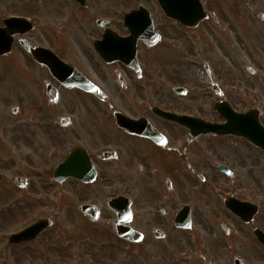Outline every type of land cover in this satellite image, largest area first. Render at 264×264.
I'll return each instance as SVG.
<instances>
[{
    "label": "flooded vegetation",
    "instance_id": "obj_1",
    "mask_svg": "<svg viewBox=\"0 0 264 264\" xmlns=\"http://www.w3.org/2000/svg\"><path fill=\"white\" fill-rule=\"evenodd\" d=\"M6 1L12 7L0 8V31L11 44L0 52V84L11 75L22 89L5 142L13 154L42 157L41 165L30 159L21 166L25 178L43 177L34 170L49 177L18 188L38 208L26 215L49 218L51 226L91 224L106 239L86 235L76 244L136 249L141 264H264L254 233H264V20L249 31L224 0H209L231 16L218 37L204 38L220 51L216 63L198 30L209 17L184 26L173 19V0ZM16 17L26 21L6 24ZM22 43L52 53L39 63ZM9 66L16 72H5ZM159 110L192 116L202 127L190 131ZM119 197L136 241L114 231L111 201ZM185 205L191 220L200 211L201 232L173 225ZM45 233L8 246L48 261L54 253L45 256L42 247L58 232Z\"/></svg>",
    "mask_w": 264,
    "mask_h": 264
},
{
    "label": "rangeland",
    "instance_id": "obj_2",
    "mask_svg": "<svg viewBox=\"0 0 264 264\" xmlns=\"http://www.w3.org/2000/svg\"><path fill=\"white\" fill-rule=\"evenodd\" d=\"M206 3V10L211 11L209 13L208 22L203 23V25L198 29L200 30L199 35L202 39V43L204 49L207 51V54L210 58L215 57L214 61L216 63L219 62L218 54L220 51L216 47L214 43L210 40L208 42H204V38H210V36L218 37V32L222 30V26L225 24V21L231 20V16L228 12H224L222 8L218 10V2H215V7H211L208 3L209 0H203ZM226 5L232 11L234 19L241 20L243 22H248L245 27L249 31L257 32V26L260 25V19L257 17L258 13L264 11V0H224ZM41 4L45 5L43 1ZM12 3H9L6 0H0V8H7L11 6ZM219 5L221 3L219 2ZM12 7V6H11ZM16 8L19 9L20 6L16 4ZM24 11H35L34 8L25 7ZM252 9V10H250ZM54 11L53 9H51ZM251 11V12H249ZM238 12V13H237ZM240 16V18L238 17ZM53 19V18H52ZM56 21V20H55ZM255 22V23H254ZM206 26L212 27L209 29V36H207ZM197 30V31H198ZM228 33V29H227ZM259 34V33H258ZM257 34V35H258ZM217 41V38H215ZM233 51V49H232ZM233 54V53H232ZM230 60L227 59V62ZM5 72L9 74H13L16 72L15 68L9 66L5 69ZM184 78L180 77L177 81L173 82V84L182 83ZM13 79L11 75H7L3 78L1 82V104H0V117L2 124V145L0 146V171L2 172V182L0 183V232L2 235L8 234L9 232H14L20 230L27 224H29L32 220L33 216L26 215V213L38 212V208L29 207L28 201L25 196H23V192L18 189L13 183L12 180L14 176L24 175L26 172L23 171L22 165L24 166L25 162H30V159H33L37 164H42V157L38 156H28L22 155L21 152L13 154L11 151L10 145L5 140L9 139L8 134L13 130L11 123V119L14 117L12 114L11 107L15 106L21 98H19L18 93L22 87H18L17 85L12 84ZM19 89V92H18ZM24 90V89H23ZM31 163V162H30ZM36 164V163H35ZM39 165V166H40ZM34 172L38 175H43V177H30L28 180H47L49 177L45 174L44 171H36ZM34 175V173H33ZM261 191V192H260ZM259 201L264 202V189H259ZM197 209V207H196ZM200 211H193L192 214V228L191 231L188 232H201L203 228V221L201 219ZM31 218V219H30ZM70 226L65 227L63 221L55 220L54 224L48 228L45 232V235H53L58 234V238L54 241L49 242V245H44L42 247V254L45 256L52 255L54 253V257H50L47 261L46 259L41 258L40 260H36L34 258H30L32 252L31 251H14L13 246H8V241L3 237L0 246V257L2 260L1 264H77L78 262H83L82 264H141L139 260L136 249H129L127 252H122L120 249H116V247L104 248L103 250H99L93 247H81L79 244H76L78 239L85 238V236H94L97 233L92 232L93 227L91 224H87L83 222V226L79 225V222L68 221ZM88 225V226H86ZM100 224H97L99 226ZM88 228L91 231L83 232V228ZM82 229L79 232H70L68 229ZM173 232H183L178 231L173 226ZM100 237L96 235L98 242L99 240L106 239V237H101L102 233L99 232ZM38 244V243H37ZM110 250V251H107ZM150 255L153 253L149 252ZM40 256V255H38ZM24 257V258H23ZM36 257V256H35ZM34 261V262H33ZM147 264H163V261H157L156 259L153 262H146ZM80 264V263H78Z\"/></svg>",
    "mask_w": 264,
    "mask_h": 264
},
{
    "label": "water",
    "instance_id": "obj_3",
    "mask_svg": "<svg viewBox=\"0 0 264 264\" xmlns=\"http://www.w3.org/2000/svg\"><path fill=\"white\" fill-rule=\"evenodd\" d=\"M196 0H193L191 2V6H182L181 4H175L173 2V17L178 19L179 21L183 22L186 25H192V23H197L201 19H203L205 16L203 14L202 8L200 7L199 3H197ZM170 10V9H169ZM259 17L261 19H264V14H260ZM4 45H1L0 43V49ZM32 54L35 56L37 60L40 62L43 61L41 55L42 52L39 51L38 49H31L28 48ZM41 52V53H40ZM173 120L189 127L190 129L198 128L200 131V126L202 125L197 119H192L187 116L183 115H176L173 114ZM59 169L56 170L55 176L58 175ZM1 179V176H0ZM15 182L18 185L23 184V179H15ZM114 204H117V207H115L117 215H118V220L115 222V231L118 235L126 238H131L133 240L138 239V234L135 232H132L128 229L127 226H125V223L127 222L129 218V205L125 203L123 200L116 199L113 201ZM233 211L237 214H242V210L240 208V205H235L233 207ZM49 224L48 220H42L39 223H36L35 225L29 227L26 231L21 233V235H18L17 237H12L11 241L13 242H19L22 240L26 239H31L37 235V233L41 232L47 225ZM175 225L178 227H183V228H189L190 227V217H189V208L183 209L181 212L178 213L176 219H175ZM256 235L259 237V239L264 243V235L261 232H255ZM25 234H30L26 236H22Z\"/></svg>",
    "mask_w": 264,
    "mask_h": 264
}]
</instances>
